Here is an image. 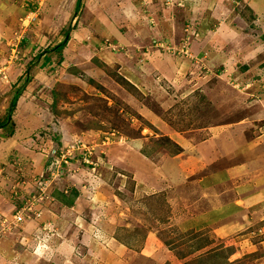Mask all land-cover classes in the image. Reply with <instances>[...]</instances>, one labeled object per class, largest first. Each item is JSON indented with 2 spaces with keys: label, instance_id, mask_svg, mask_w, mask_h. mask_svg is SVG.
I'll use <instances>...</instances> for the list:
<instances>
[{
  "label": "rangeland",
  "instance_id": "1",
  "mask_svg": "<svg viewBox=\"0 0 264 264\" xmlns=\"http://www.w3.org/2000/svg\"><path fill=\"white\" fill-rule=\"evenodd\" d=\"M76 5L0 0V264L264 257V0Z\"/></svg>",
  "mask_w": 264,
  "mask_h": 264
},
{
  "label": "crops",
  "instance_id": "2",
  "mask_svg": "<svg viewBox=\"0 0 264 264\" xmlns=\"http://www.w3.org/2000/svg\"><path fill=\"white\" fill-rule=\"evenodd\" d=\"M261 151H264V146L261 148ZM261 151L258 149V150H254V153H253V151H251V152L248 151L247 153H245L244 154L245 157L243 158L245 163L248 164L247 162H249V161H247V156L248 155H254V154L258 155V152H261ZM240 157H242V155ZM232 171L233 170L230 171V175H232L234 173ZM251 175H252V172H251ZM251 182H253V180H251ZM260 183H261V180H255L254 183H252L250 185H252V187L255 186V188H258ZM244 185H248V184L245 183ZM147 186L150 189L154 188L152 184L151 185H147ZM255 191L256 192L251 195L252 196L251 199H254V201L257 202L255 197L257 195L259 196L261 194H260V190H258L259 192H257V190H255ZM221 230H223L225 234H228L230 232V230L228 228H224V229L221 228ZM219 238H220V236L216 237V239H219ZM249 248H251V247H249ZM170 252L171 251H168V250H166V249H164L163 247L160 246V247L154 249V253H153L152 257L149 260L145 256H141V259H142V261L143 260L148 261L147 264H149V263H154V264H185V261H188V260L191 261L192 259H194L198 255H200V253H202V252H197V253H194V254H191V255L185 257L184 259H180V258L178 259L173 254H170ZM249 254H251V253L250 252L249 253H245L244 255H249ZM101 260L102 259H100V262H101ZM235 264H240V263L236 262ZM244 264H264V257L256 259L252 263H248V261H246Z\"/></svg>",
  "mask_w": 264,
  "mask_h": 264
},
{
  "label": "built area",
  "instance_id": "3",
  "mask_svg": "<svg viewBox=\"0 0 264 264\" xmlns=\"http://www.w3.org/2000/svg\"><path fill=\"white\" fill-rule=\"evenodd\" d=\"M22 209H27V208L25 207ZM13 219L16 224L21 223L24 220V214L22 213L20 209L14 214Z\"/></svg>",
  "mask_w": 264,
  "mask_h": 264
},
{
  "label": "trees",
  "instance_id": "4",
  "mask_svg": "<svg viewBox=\"0 0 264 264\" xmlns=\"http://www.w3.org/2000/svg\"><path fill=\"white\" fill-rule=\"evenodd\" d=\"M79 2H80V0H77V5H76V9H77V7H78V5H79ZM66 44H64V45H62V46H58V48H62V47H64ZM133 87V86H132ZM135 87V86H134ZM21 93H22V91H18L17 92V95H16V97H15V100H14V102H13V104H12V109H14L15 107H16V103H17V100H18V98L21 96ZM76 194V193H75ZM61 196H64V193H62L61 194ZM72 204V203H71ZM199 264H201L200 262H199Z\"/></svg>",
  "mask_w": 264,
  "mask_h": 264
},
{
  "label": "water",
  "instance_id": "5",
  "mask_svg": "<svg viewBox=\"0 0 264 264\" xmlns=\"http://www.w3.org/2000/svg\"><path fill=\"white\" fill-rule=\"evenodd\" d=\"M82 2H83V0H80V2H79V5H78V7H77V9H76V12H75V16L77 17L78 15H79V13H80V7H81V5H82ZM17 95V94H16ZM16 95L14 96V98H13V102H14V99H15V97H16ZM13 104V103H12ZM12 107V106H11ZM12 109V108H11Z\"/></svg>",
  "mask_w": 264,
  "mask_h": 264
}]
</instances>
